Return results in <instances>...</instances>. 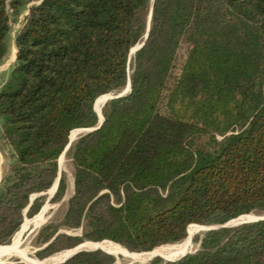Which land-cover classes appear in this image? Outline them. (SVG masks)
<instances>
[{"label": "trees", "instance_id": "1", "mask_svg": "<svg viewBox=\"0 0 264 264\" xmlns=\"http://www.w3.org/2000/svg\"><path fill=\"white\" fill-rule=\"evenodd\" d=\"M28 1L0 0V63L11 14ZM150 1L30 8L0 89V137L15 160L0 188V246L25 208L40 210L43 197L31 195L54 185L71 135L96 126L100 99L129 78L130 93L111 100L102 125L71 149L75 191L64 224L83 235L51 234L39 257L84 240L157 251L199 224L264 210V0H155L148 37L133 51ZM65 189L62 177L56 200ZM194 240L196 252L151 264H264V219ZM108 252L81 250L58 264H116Z\"/></svg>", "mask_w": 264, "mask_h": 264}, {"label": "rangeland", "instance_id": "2", "mask_svg": "<svg viewBox=\"0 0 264 264\" xmlns=\"http://www.w3.org/2000/svg\"><path fill=\"white\" fill-rule=\"evenodd\" d=\"M41 0H29L28 3L23 7L22 12L18 16H14L11 14V31L8 36V52L4 58V60L0 63V89L4 83V81L8 78L9 73L15 63L16 60V54H17V46L15 43L16 36L18 32L23 28L25 22H26V17L29 13V10L32 6L39 4ZM152 0L150 1V4L148 6V9L146 10V18L149 24V17H150V11H151V4ZM10 13L12 11L10 10ZM139 45V44H138ZM183 53V52H182ZM131 61V59H130ZM128 86V83H127ZM127 86L125 89L118 88L116 90L109 92L108 94H111V96H115L119 94L120 92H123L127 89ZM121 90V91H120ZM111 96L105 97L102 101H99L97 108L98 109V116L99 118L105 115L109 104L111 100L114 99L111 98ZM82 129H79L77 133L75 134L74 138H72V135L70 137V146L66 150L64 154L61 155V157L58 160V166H59V175L60 179L64 177L65 182H66V189L64 192V195L56 200V193L58 191L59 185L57 184L58 178L56 179V182L54 185H52L51 188H49L46 191L40 192V193H34L31 195V202L35 200L36 197L42 196L43 197V203L40 208V210L33 214L29 215V206L24 209V219L23 222L21 223V227H19V231L15 234L12 242L10 244H15L19 243L21 248H26L28 247V252L30 253V257L34 259H39L41 261L46 260L48 258H52V264L56 263L58 261H61L66 257L69 253V250L72 249H63L60 251H56L52 253L51 255H48L44 258L38 256V251L41 249H44L46 244L48 242H45V239L51 235V234H57L58 232L60 233H67L71 235H78L82 236L84 233V229L81 228H71L66 226L64 223V217L66 214V211L68 209V202L69 198L74 194L75 191V165L72 157V151L71 149L73 146L77 143L78 139L85 135L87 133V127H80ZM220 139L222 138L221 136L219 137ZM203 141L205 140L202 139ZM14 158L12 155V152L9 148V146L6 145L3 139L0 137V188H2L5 178L10 175L11 168L14 164ZM249 214V213H248ZM264 217V210H254L252 211L248 216L242 217V218H237L234 220H231L227 223L229 228H233L242 224H245L246 222L256 220L258 218ZM209 225H201L196 226L193 228L192 232L190 235L182 241L172 243V244H167L163 245L166 246L164 249H168V246H174L170 251L164 252L163 254H156L152 257L146 258L141 261H133V259L128 258L124 255H117L115 256L116 258V264H151L152 261L158 257H161L167 261L168 259H177L181 257L184 254L188 253H194L200 248V241H195L194 237L196 235H200L201 237L203 236V233L207 231V227ZM213 226V225H211ZM106 242H112L115 243L116 245L123 247L119 243H116L111 240H104ZM87 245H85L83 248H88V249H93L97 246H91L93 244H97L99 242L92 241V240H84ZM83 243V244H85ZM102 243V241L100 242ZM7 244V245H10ZM1 246H6V245H1ZM177 247V248H176ZM106 249V248H105ZM127 249V248H125ZM163 249V250H164ZM159 250V249H158ZM106 251H108L106 249ZM130 253H147V252H132L127 249ZM153 251V250H152ZM148 251V252H152ZM156 251V250H155ZM64 255V256H63ZM20 258L18 257H13L9 261H15ZM57 259V260H56Z\"/></svg>", "mask_w": 264, "mask_h": 264}, {"label": "bare ground", "instance_id": "3", "mask_svg": "<svg viewBox=\"0 0 264 264\" xmlns=\"http://www.w3.org/2000/svg\"><path fill=\"white\" fill-rule=\"evenodd\" d=\"M152 8H153V5H151V11H150V17H149V25L151 24V19H152ZM139 45H137L133 49V51H135ZM129 91H130V84H128L127 89L125 91L120 92L119 94L126 95V94L129 93ZM119 94H117V95H119ZM117 95H115V96H117ZM108 96H111V94H107V95L103 96L100 99V101H102L105 97H108ZM115 96H111V98H113ZM99 106H100V104H99ZM96 108H97V106H96ZM102 117H103V114H102L101 118ZM76 133H77V131L72 135V138H74ZM57 184H58V182H57ZM85 245H87V244H81L80 247L83 248ZM94 245L99 247V248H102L104 250L106 248L112 255H115V256L124 255V256H126L128 258L133 259V261H135V262L144 260V259L149 258V257H152V256H154L156 254H163L164 252L170 251L175 246V245L174 246H170L169 245L168 249H166V250L165 249L164 250L161 249V250H157V251L137 254V253H130L129 251H127V249L122 248V247H120V246H118V245H116L115 243H112V242H102V243L93 244L91 246H94ZM97 247H95V248H97ZM27 249H28V247H27ZM27 249L26 248H21V246L19 245L18 242L15 243V244H10V245H6V246H0V263L4 262V261H9L13 257H18L21 260H23L26 264H52V261H53L52 258H48L46 260L41 261L39 259H34V258L30 257V253L28 252ZM85 249H88V248H85ZM72 252H73V249L70 250L69 253H67L68 254L67 256H69ZM66 257H64V259Z\"/></svg>", "mask_w": 264, "mask_h": 264}, {"label": "water", "instance_id": "4", "mask_svg": "<svg viewBox=\"0 0 264 264\" xmlns=\"http://www.w3.org/2000/svg\"><path fill=\"white\" fill-rule=\"evenodd\" d=\"M153 2H152V5L154 6V1L155 0H152ZM152 15H153V8H152ZM150 27H151V24L147 27V31H146V33H145V35H144V37H143V39L139 42L140 43V45L137 47V49L136 50H138L139 48H141L142 46H143V44L145 43V40L147 39V37H148V34H149V31H150ZM138 43V44H139ZM137 44V45H138ZM137 45H135V46H137ZM134 46V47H135ZM133 49V48H132ZM17 52V51H16ZM131 52H132V50H131ZM128 83L130 84V91H131V89H132V84H131V78H129V81H128ZM130 91H129V93H130ZM127 95V94H126ZM121 96H124V95H122V94H119V95H117V96H115L114 98H118V97H121ZM104 116L102 117V118H100V121H99V123L96 125V126H93V127H87L86 129H87V133H89V132H91V131H94V130H96V129H98L101 125H102V123H103V121H104ZM85 128V127H84ZM70 144H71V142L69 141V143H68V145H67V147H66V149H65V151H64V153L66 152V150L69 148V146H70ZM63 153V154H64ZM59 182H60V177H58V185H59ZM241 216V215H240ZM262 219H264V217H261V218H258V219H256V220H253V221H249V222H255V221H258V220H262ZM249 222H246V223H249ZM227 223L228 222H226V223H224V224H217V225H213V226H208L207 227V229L208 230H210V229H215V228H219V227H228V225H227ZM60 232H58L56 235H55V237L59 234ZM55 237H53L45 246H47ZM81 244V243H80ZM80 244L78 245V246H76L75 248H73V252L69 255V256H67L64 260H62V261H59V262H56V263H53V264H58V263H62V262H64L65 260H67L70 256H72L73 254H75V253H77V252H79V251H81V250H95V249H102V248H99V247H97V248H94V249H85V248H81L80 247ZM102 250H104V249H102ZM104 251H106V250H104ZM106 252H108V251H106ZM109 253V252H108ZM111 254V253H110ZM186 254H184V255H182L181 257H183V256H185ZM181 257H179V258H181ZM179 258H177V259H179ZM21 260V259H20ZM169 261H173V260H176V259H168ZM22 262H24L23 260H21ZM7 262H11V261H4V262H1L0 264H3V263H7Z\"/></svg>", "mask_w": 264, "mask_h": 264}]
</instances>
